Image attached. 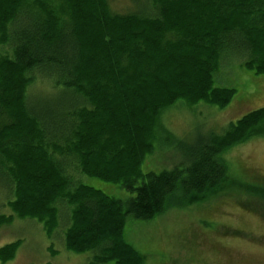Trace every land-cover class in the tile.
Here are the masks:
<instances>
[{"label":"trees","instance_id":"1","mask_svg":"<svg viewBox=\"0 0 264 264\" xmlns=\"http://www.w3.org/2000/svg\"><path fill=\"white\" fill-rule=\"evenodd\" d=\"M131 1L135 12L120 14L109 0H0V51H10L0 54V169L13 192L0 228L33 220L51 239L66 203L65 248L95 254L92 264H144L128 221L221 189L222 155L264 125L263 107L223 136L199 135L172 169L143 173L166 110L229 105L236 92L223 77L235 66L264 77V0ZM37 78L61 93L62 113L29 100ZM74 169L127 197L76 182ZM22 244L1 248L0 263Z\"/></svg>","mask_w":264,"mask_h":264},{"label":"rangeland","instance_id":"2","mask_svg":"<svg viewBox=\"0 0 264 264\" xmlns=\"http://www.w3.org/2000/svg\"><path fill=\"white\" fill-rule=\"evenodd\" d=\"M109 4L120 14L137 9L131 0H109ZM149 5L152 6L151 2ZM6 53H10L8 48L0 51ZM223 78H228L223 85L236 92L229 105L218 108L205 103L186 105L181 101L162 114L159 124L171 137L156 128L155 152L144 161L143 173L172 169L184 159V148L194 146L199 135L223 136L231 123L264 107L263 76L235 66L232 76L228 73ZM60 94L37 78L28 96L43 107L51 106L53 112L62 113L61 106L66 105V100ZM222 158L227 164V177L221 189L209 192L205 200L168 209L150 221H128L127 241L144 256V264H264V190L261 188L264 186V125L242 143L227 149ZM0 173L3 175L0 174V216H10L8 202L13 199V192L6 191L9 179L4 175L5 170L1 168ZM69 173L76 182L80 179L112 197L124 200L128 195L119 186L80 177L75 169ZM60 210L63 219H59L51 239L45 235L43 226L33 220L15 219L11 225L0 228V249L18 240L23 242L15 258L7 264L94 262L93 253L66 250L68 221L65 219L70 208L64 203Z\"/></svg>","mask_w":264,"mask_h":264}]
</instances>
